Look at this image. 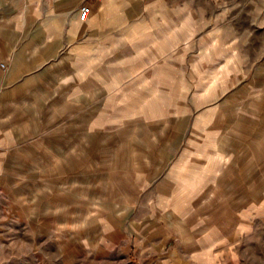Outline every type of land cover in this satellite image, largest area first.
Here are the masks:
<instances>
[{
	"label": "rangeland",
	"instance_id": "rangeland-1",
	"mask_svg": "<svg viewBox=\"0 0 264 264\" xmlns=\"http://www.w3.org/2000/svg\"><path fill=\"white\" fill-rule=\"evenodd\" d=\"M0 148V264H264V0H0Z\"/></svg>",
	"mask_w": 264,
	"mask_h": 264
},
{
	"label": "built area",
	"instance_id": "built-area-1",
	"mask_svg": "<svg viewBox=\"0 0 264 264\" xmlns=\"http://www.w3.org/2000/svg\"><path fill=\"white\" fill-rule=\"evenodd\" d=\"M90 6L81 5L77 10V18L81 21L85 20L89 14Z\"/></svg>",
	"mask_w": 264,
	"mask_h": 264
},
{
	"label": "crops",
	"instance_id": "crops-1",
	"mask_svg": "<svg viewBox=\"0 0 264 264\" xmlns=\"http://www.w3.org/2000/svg\"><path fill=\"white\" fill-rule=\"evenodd\" d=\"M12 61H15V60H11V62H12ZM11 62H10V63H11ZM0 149H2V148H0ZM3 149H4V148H3Z\"/></svg>",
	"mask_w": 264,
	"mask_h": 264
}]
</instances>
